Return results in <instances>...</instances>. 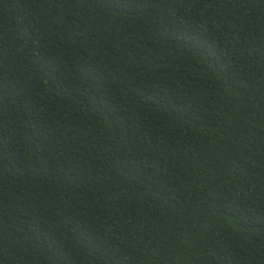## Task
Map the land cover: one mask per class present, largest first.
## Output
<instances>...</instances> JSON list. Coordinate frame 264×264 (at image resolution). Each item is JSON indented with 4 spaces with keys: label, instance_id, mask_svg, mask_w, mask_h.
I'll return each mask as SVG.
<instances>
[{
    "label": "trees",
    "instance_id": "obj_1",
    "mask_svg": "<svg viewBox=\"0 0 264 264\" xmlns=\"http://www.w3.org/2000/svg\"><path fill=\"white\" fill-rule=\"evenodd\" d=\"M0 264H264V0H0Z\"/></svg>",
    "mask_w": 264,
    "mask_h": 264
}]
</instances>
